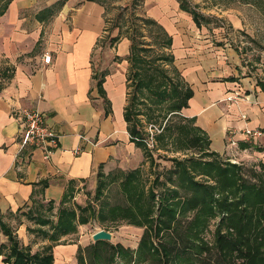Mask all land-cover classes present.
Masks as SVG:
<instances>
[{
	"label": "crops",
	"instance_id": "obj_1",
	"mask_svg": "<svg viewBox=\"0 0 264 264\" xmlns=\"http://www.w3.org/2000/svg\"><path fill=\"white\" fill-rule=\"evenodd\" d=\"M194 1L202 15L199 25L177 0H144L146 14L171 35L174 65L192 90L181 112L194 119L220 157L260 160L264 153L256 149L264 146V136L253 140L245 129L264 130L263 0L259 7L251 0ZM55 2L12 0L0 15V71L12 69L0 82V220L24 246L32 242L27 227H37L28 211L46 212L51 200L55 214L68 187L73 200L79 188L96 185L100 165L105 175L130 167L135 146L124 119L130 42L104 35L105 9L98 1H66L62 7H76L70 20L54 19L46 31L44 24L56 14L39 21L36 13ZM44 55H50L48 63ZM26 107L39 109L58 136L47 159L41 145L21 147L20 111ZM0 245V264H9L1 229ZM76 248L55 245L53 264L73 261Z\"/></svg>",
	"mask_w": 264,
	"mask_h": 264
},
{
	"label": "trees",
	"instance_id": "obj_2",
	"mask_svg": "<svg viewBox=\"0 0 264 264\" xmlns=\"http://www.w3.org/2000/svg\"><path fill=\"white\" fill-rule=\"evenodd\" d=\"M11 1L0 0V15L5 13ZM66 1L56 0L54 7L44 8L36 13V19L46 20L53 14L54 9H61ZM177 1L180 8L188 12L196 25H199L202 15L192 9L189 0ZM262 4L264 6V0ZM139 22V25H136L137 29L130 28V33L127 35L130 45L126 57L128 61L126 80L129 87L133 86L124 107L129 140L142 150L144 160L148 161L149 167L156 164L153 151H157L158 148L175 153L189 148L197 149L198 157H170L177 170L176 177L180 186L191 190V193L180 199L177 197V190H173L174 194L169 193L157 198L153 186L144 188V182L140 177V167L128 171L120 180L121 191L126 200L124 205H108L107 202L99 203L98 208L90 202L85 205H70L68 203L73 189L68 187L55 214H53L54 206L51 200L48 201L46 208L49 216L42 213L32 216L29 211L26 214L37 225L34 228L27 227L28 232H38L43 241H48L39 251L31 252L30 245H21L11 228L0 220V229L9 242V251L3 259L5 263L53 264V247L62 237L75 233L79 224H86L91 219L102 223L106 220H120L130 225L144 227L137 251L146 252L160 261L158 249L150 240V231L153 230L154 235L159 236L163 229L171 228L177 214L195 210L194 226L201 224L202 228L207 226L208 220L216 211L225 213V217L220 222L224 223L229 230L226 234L221 233L220 227L216 230V246L222 257L236 252V256L242 259L239 264H264V180L261 184L245 182L240 166L222 162L220 155L210 150V141L206 133L194 125L193 118L185 117L181 112L187 106L192 90L174 65L171 35L160 23L147 15L139 18ZM141 23L144 28L141 27ZM115 27L119 31L117 35L111 37L112 41H117L122 36L119 25L113 28ZM141 29L146 30L154 43L157 55L150 61L147 60L145 52L152 48V43L149 46H143L135 34ZM11 72L12 69L8 67L0 71V82L2 78L11 77ZM101 82V80L97 82L100 93L103 92ZM143 114L150 125L159 122L156 127L159 131L155 129L152 133V147L147 145L150 135L144 130L146 127L139 119V115ZM101 167L100 165L97 172L95 199L104 194L106 181L102 178L111 174L112 176L107 178L111 181L113 177V173L105 175ZM200 175L211 178L214 184L198 181L196 176ZM70 194L71 197L68 199ZM54 215L55 219H53ZM232 231L234 235L230 233ZM106 243L107 241L103 240L95 241L90 251L96 259L101 257L97 246L106 245ZM161 246L162 255L168 258L170 250H166L164 245ZM107 248H109L107 253H112L114 250L121 253L119 245H108ZM202 248L205 250L207 246L204 245ZM174 257L176 254L172 256ZM77 264H97V261L89 263L79 254Z\"/></svg>",
	"mask_w": 264,
	"mask_h": 264
},
{
	"label": "rangeland",
	"instance_id": "obj_3",
	"mask_svg": "<svg viewBox=\"0 0 264 264\" xmlns=\"http://www.w3.org/2000/svg\"><path fill=\"white\" fill-rule=\"evenodd\" d=\"M70 0H67V2ZM73 4H80L83 0H71ZM104 6V20L106 23V30L109 36L117 35L119 29L117 27L113 28L116 25H119L121 28V37L127 38V35L130 33V28L135 30L137 29V24L139 25V18H142L146 14V8L144 6V0H96ZM191 1L192 9L197 11V5L194 0ZM252 3L260 6V0H251ZM67 2L65 4H67ZM76 7H62L61 11L58 13L57 9H54L55 17L50 18L51 21L46 22L44 26L47 28L52 23V20H59L66 24V20H70L71 15L74 12ZM254 11L252 12V15ZM148 16V15H147ZM33 18V14H31ZM119 18V19H117ZM251 23L255 21L254 18L249 19ZM264 23V17L262 19ZM141 27H143V24ZM141 31V32H140ZM136 31L135 34L137 39L142 42L143 46H149L151 43V49L145 52L147 60L153 59L156 57V51L154 48V43L151 38H149L146 30L141 29ZM46 38V33H42V41L44 42ZM129 41V40H128ZM130 42V41H129ZM159 50V49H158ZM107 59V56L105 57ZM104 65V62L103 64ZM107 70V68H101V71ZM128 86V84H127ZM132 87H127V98L129 99V93L132 90ZM143 108V107H142ZM144 113V112H143ZM141 124L146 127V132L153 133L156 129L159 122H154L156 125H150L149 121L145 118V114L139 115ZM257 152L264 153V146L261 149H256ZM198 150L194 148L184 149L177 153L164 150L163 148H158L157 151H153V156L156 159V164L149 167L148 161L144 160V155L142 150L139 147L134 146L133 151L130 152L129 158L130 167L126 169L117 168L114 170L113 177L111 181H108L109 176H105L102 179L106 181V187L104 189V194L98 199H95V186L93 187H83L78 189L75 193V198L69 200L68 204H79L85 205L87 202L92 203L95 208H98L99 203L107 202L108 205H124L126 200L123 195L120 187V180L124 177L125 173L128 171L140 167L141 170V180L144 182V188L147 189L149 185L153 186L155 192L157 193V198H160L161 195L174 194L173 190H177V197L183 199V197L188 196L191 193V190L185 189L180 186V183L177 179V170L174 168L173 163L170 160V157H198ZM230 158V157H228ZM264 155L260 158L249 156L240 159L239 157H231L227 159V156H222L221 161L224 163H234L241 167V175L243 180L247 183L261 184V181L264 180ZM112 176V175H111ZM171 177V180H170ZM108 178V179H107ZM197 180L200 182L208 181L210 184H214V180L208 178L205 175L196 176ZM218 196V194H216ZM221 197V195H220ZM156 198V200H157ZM39 213L49 216V213L39 211ZM225 217V213L217 212L211 217L205 228H202L201 224L194 226L195 219V210H189L186 213L180 212L177 214L175 220L172 223L170 229H163L159 236L154 235L153 230L150 231V240L153 242V245L158 249V257L152 258L148 253H139L137 251V245L142 236L144 227H137L134 225L127 224L125 221H109L106 220L103 223L99 222L96 219H91L88 223L80 226V228L75 232V234L68 236L66 239H62L57 244H67L73 243L77 244L76 251L73 256V261L75 258L81 254L85 261L93 263L97 261V264H239L242 259L241 257L236 256V252H233L227 257H223L219 254V251L216 246V230L218 227L221 229V233L226 234L228 227L223 223L221 224V219ZM225 221V219H224ZM47 227V226H45ZM98 229H104L111 233L112 238L107 241L106 245H98V251L100 252L101 257L96 259L93 256L92 249L95 241H93L91 233ZM234 235V231L230 232ZM31 248L32 251L41 250L42 246L48 243L47 240H44L45 244H40L43 242L42 237L37 232H32L31 236ZM92 239V240H91ZM108 245H119L121 248V253L114 250L112 253L108 252ZM166 247V250H170V256L162 255V246ZM206 245L207 249H203L202 246ZM41 247V248H40ZM78 248L80 249L78 251ZM176 254V257L172 256ZM96 255V254H95ZM110 260V262H109ZM137 260V261H136ZM71 260H65L60 264H74ZM107 261L109 263H107ZM77 263V260H76Z\"/></svg>",
	"mask_w": 264,
	"mask_h": 264
},
{
	"label": "built area",
	"instance_id": "obj_4",
	"mask_svg": "<svg viewBox=\"0 0 264 264\" xmlns=\"http://www.w3.org/2000/svg\"><path fill=\"white\" fill-rule=\"evenodd\" d=\"M50 61V55H44V62ZM23 121V131L21 136V147L27 145H41L44 152V158L47 159L53 149L58 146V136L52 128L44 123L43 113L35 107H26L20 111ZM159 131L158 129H156ZM248 138L257 140L264 136V130L245 129ZM84 138V137H83ZM234 144V142H232ZM149 147L153 146L152 132L147 141ZM76 153L80 149L75 150Z\"/></svg>",
	"mask_w": 264,
	"mask_h": 264
},
{
	"label": "water",
	"instance_id": "obj_5",
	"mask_svg": "<svg viewBox=\"0 0 264 264\" xmlns=\"http://www.w3.org/2000/svg\"><path fill=\"white\" fill-rule=\"evenodd\" d=\"M111 238H112L111 233L104 229H98L92 234L93 241L110 240Z\"/></svg>",
	"mask_w": 264,
	"mask_h": 264
}]
</instances>
